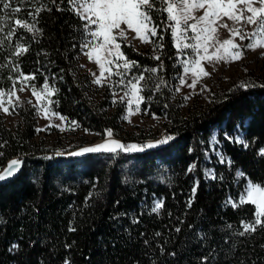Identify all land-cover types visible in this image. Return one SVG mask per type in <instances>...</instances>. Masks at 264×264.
I'll return each instance as SVG.
<instances>
[{
    "label": "trees",
    "instance_id": "obj_1",
    "mask_svg": "<svg viewBox=\"0 0 264 264\" xmlns=\"http://www.w3.org/2000/svg\"><path fill=\"white\" fill-rule=\"evenodd\" d=\"M164 7L156 0L154 51L119 41L135 62L132 71L145 77L141 110L166 120V136L173 138L166 144L134 159L118 150L79 152L63 162L68 156L35 142L30 108L18 107L21 123L14 129L0 116V165L24 160L18 175L0 184V264H264V228L240 235L242 221L254 222L255 206L226 203L237 200L247 182L237 179L238 169L264 185V157L258 155L264 148V88L234 84L184 114L175 97L180 66ZM84 24L69 0H0V89L19 87L21 73L32 75L34 85L54 88L56 112L104 137L120 128L124 107L108 112V94L96 102L88 95L91 76L79 63ZM18 46L27 51L17 55ZM214 130L231 165L206 158ZM226 134L242 135L249 147ZM155 199L163 202L158 212L152 211Z\"/></svg>",
    "mask_w": 264,
    "mask_h": 264
},
{
    "label": "snow or ice",
    "instance_id": "obj_2",
    "mask_svg": "<svg viewBox=\"0 0 264 264\" xmlns=\"http://www.w3.org/2000/svg\"><path fill=\"white\" fill-rule=\"evenodd\" d=\"M155 2L156 0H69L72 10L76 12L81 20L85 21L86 36L91 37V39H86L81 47L82 49H88L85 55L88 56L89 60H95L100 68V75L96 77L94 83L101 84L113 75L111 68L107 67L109 64H115L118 69L122 67L124 72L135 67V62L124 57L123 52L120 51V43L117 41L125 39L127 31L132 30L141 42L153 43L150 37L157 36V26L152 23V12ZM160 3L165 5L161 11L167 13V19L171 22L168 26L171 29L173 39L176 41L177 49L181 52L184 49H192L195 54L194 58L180 62L183 64L184 72V75L180 77L182 85L194 88L203 77L210 75L205 70L203 61L209 64L220 61L225 63L236 61L243 58V49L245 47L251 50L264 47V0H160ZM8 7L9 4L5 3L4 8ZM200 10H202L203 14L197 16L195 13ZM14 11L19 12L20 9L17 8ZM36 11L39 12L40 9ZM227 21L231 22V26ZM15 23L29 31L32 30L29 25L22 23L20 20H16ZM245 25L253 26V30L251 32L244 31ZM93 26H95L94 29ZM221 28L229 32L228 38L223 40L219 38V29ZM189 31L192 33L191 36L188 35ZM236 37H239L241 41L250 38L251 40L242 47L236 43ZM160 38L162 39V37ZM188 40H192L193 43H186ZM157 47L162 48L163 44L157 45ZM26 51V48L18 46L17 55ZM154 58L160 59L159 56ZM119 60H123L122 66L118 62ZM160 67L162 68L163 65L161 64ZM106 71L107 76H105ZM149 71L155 72L156 69H149ZM188 74L192 76L191 84H187L185 79ZM115 75L123 76V72L117 71ZM21 76L25 86H27L29 80L35 79L34 76H24L23 73H21ZM144 79L145 77L140 75L133 80H129L126 85L127 91L125 95L119 98L120 101H123L125 97H128L129 116L134 114L132 105L135 103L136 110L139 111V104L144 100V97L140 94L144 90L141 86V81ZM119 83L124 85L125 81L121 79ZM239 86L247 87L248 85L242 82ZM24 90L23 87L20 89V91ZM43 90L49 93L53 91L49 89L47 83L43 86ZM32 93L37 97V102L39 103L41 93L36 91L34 85L32 86ZM6 94L9 96L8 105L11 106L13 103L11 97L16 95L15 85L14 89L9 93L0 90V109L8 113L9 108L4 106L3 101V97ZM16 99L18 101L19 97H16ZM116 102L114 97L113 103ZM49 103L51 104L52 102L49 101ZM50 111V108L45 110L46 117ZM52 114L56 115V113ZM59 118L62 121L65 120L62 116ZM125 119H128V116ZM75 123V121L72 122L74 125ZM76 126L78 127V125ZM61 130L65 129L62 128ZM106 135L108 139L103 143L83 148L81 153H116L118 150L125 152L143 150L136 145L125 146L119 141L111 139L112 132L110 129L106 130ZM171 139H173L171 136H165L155 144L150 143L145 147L152 148L157 144H166ZM226 139L241 144L245 149L249 147V143L242 135L230 137L226 134ZM258 155L264 157V148L259 150ZM221 162H224L223 158H221ZM228 163L231 165V160ZM20 166L21 162L19 160L11 161L4 174L0 175V180H4L18 172ZM195 167V164L190 165L188 170L192 171ZM213 178L215 177L213 176ZM241 178L247 179V184L239 197V202H233L230 198L226 203L231 204L234 208H239L244 204L255 206L254 222L244 223L242 221L244 232L240 233V235H244L246 232L256 231L257 227L264 228V219H262L264 218V185L254 184L242 170L238 169L237 179ZM195 192L196 188L194 187L193 197ZM188 204L191 206V200H189ZM162 207L163 202L158 201L152 211L158 212Z\"/></svg>",
    "mask_w": 264,
    "mask_h": 264
},
{
    "label": "rangeland",
    "instance_id": "obj_3",
    "mask_svg": "<svg viewBox=\"0 0 264 264\" xmlns=\"http://www.w3.org/2000/svg\"><path fill=\"white\" fill-rule=\"evenodd\" d=\"M195 14L199 16L203 13L202 10H200ZM227 22L231 26V22ZM94 28L95 26H93V29ZM252 30L253 26H244V31L251 32ZM188 35L191 36L192 33L189 31ZM229 35L230 34L226 29H219V38L221 40L228 38ZM86 39H91V37H87L85 32L81 46L86 41ZM150 39L152 40V37H150ZM123 40L125 42L131 43L138 50L154 51V46L152 43L141 42V40L136 37L135 32L132 30L127 31V37ZM250 40L251 38L241 41L239 40V37H236V43L240 44L242 47L248 44ZM117 42L120 43L119 40ZM173 42L176 47V41L174 39ZM186 43H193V41L188 40ZM176 50L180 72L175 86V97L181 98V110L184 114H187L194 109L206 107L211 103L212 98L216 93H220L223 90L229 89L234 84H241L242 82L248 84L252 82L264 88V47H258L255 50L245 47L243 49V58L236 61L227 63L220 61L218 63L213 62L211 64L203 61L202 63L204 68L210 73V75L203 77L194 88L181 84L180 77L184 75V72L183 64L180 62L189 58H194L195 54L192 52V49H184L183 52H181L176 47ZM87 51L88 49H82L81 47L79 63L83 67V70L89 71L91 76L88 91L89 97L91 100L96 102L105 96V94H108L110 101L113 104L112 107L106 109L108 112L111 111L112 108H114V106L117 104L124 107L120 128L118 130L110 129L112 132L111 139L119 141L125 146L136 145L137 147L142 148V151L148 149V147H145L146 145L150 143L155 144L157 141L162 140L166 136V120L164 117L146 114L145 111L141 110V103L139 104V111L136 110L135 103L132 105V112L134 114L129 116L127 104L128 97H125L123 101H120L119 99L121 96H124L125 92L127 91V82L142 74L134 73L132 68L124 72L122 67L118 69L115 64H109L107 67L111 68L113 75L108 77V79L104 80L101 84L94 83L96 77L100 75V68L96 64L95 60L88 59V56L85 55ZM118 62L121 64V66L123 65V60H119ZM117 71L123 72V76L115 75ZM24 76L32 75L26 74ZM105 76H107V71L105 72ZM121 79L125 81L124 85L119 83ZM185 79L187 84L192 83L191 74H188ZM33 85L34 84L32 80H29L27 82V86H25L23 83V77L21 76L20 86L15 87L16 95L11 97L13 101L12 105H8L9 96L7 94L3 97L4 106L8 107L9 111L8 113H5L2 109H0V116L7 127L14 129L20 125L21 118L17 114L19 106L30 108L33 112V119L35 123V142L42 144L44 147L53 149L55 156H68L61 160L63 162L74 161L77 159V155H80L76 153L81 152L83 148L101 144L108 139L106 134L104 137H99L96 133L78 128L76 124H72V121H67L63 115L56 112L49 103V101L52 102V94L54 92V88L51 85L48 84L49 89L53 90L51 93L43 90L45 83L41 86L34 85L36 87V91L41 93V100L38 103L37 97L32 93ZM22 87L25 89L24 91H20ZM13 89L14 88L9 90H0H3L5 93H9ZM177 89H179V91H177ZM140 94L142 95V92ZM16 97H19L18 101ZM114 97L117 101L116 103H113ZM48 108H50L51 111L46 117L45 110ZM52 113H56V115H53ZM61 116L64 117L65 120L62 121L59 118ZM126 116H128V119H125ZM62 128L65 130H61ZM209 148V151L206 153L207 159H210V156L214 155L220 162L221 158H223L225 162H228L227 158L221 152L220 143L217 139V133L215 130L213 131L210 138ZM142 151H130L128 153H130L131 158L134 159V154ZM3 166L0 165V169ZM205 172L208 177L212 176V169L210 167H208ZM229 199L230 198H228V200ZM158 201V199L154 200V206ZM232 201L237 203L239 202V198L237 200L232 199Z\"/></svg>",
    "mask_w": 264,
    "mask_h": 264
},
{
    "label": "water",
    "instance_id": "obj_4",
    "mask_svg": "<svg viewBox=\"0 0 264 264\" xmlns=\"http://www.w3.org/2000/svg\"><path fill=\"white\" fill-rule=\"evenodd\" d=\"M13 160H19L21 162V166L18 172H16L15 174H13L12 176H8L6 179L4 180H0V184L1 183H5L7 182L9 179L15 177L18 175V173L21 171V169L23 168V164H24V160L23 158H16V159H10L9 161H7V163L0 169V175L4 174V171L8 168V166L10 165V162Z\"/></svg>",
    "mask_w": 264,
    "mask_h": 264
}]
</instances>
